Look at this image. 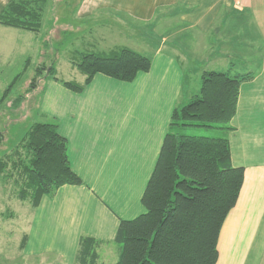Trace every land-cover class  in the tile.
<instances>
[{
	"label": "crops",
	"instance_id": "1",
	"mask_svg": "<svg viewBox=\"0 0 264 264\" xmlns=\"http://www.w3.org/2000/svg\"><path fill=\"white\" fill-rule=\"evenodd\" d=\"M9 1L0 0V14ZM48 4L51 12L48 8L42 27L52 22L59 35L74 32L103 53L129 47L152 63L132 81L97 73L80 92L47 80L40 117L58 122L68 139L71 167L83 183L65 184L41 198L20 235L21 255L44 260L39 264H76L83 236L99 241L97 251L116 243L121 220L146 210L142 195L174 108L199 92L205 71L216 70L253 75L241 84L233 129L227 133L232 162L244 167L245 179L221 229L216 264H264V0ZM11 27L0 23V30ZM254 45L258 52L248 54L244 48ZM186 63H192V71ZM0 238L7 245L14 242L13 233L0 230Z\"/></svg>",
	"mask_w": 264,
	"mask_h": 264
},
{
	"label": "trees",
	"instance_id": "2",
	"mask_svg": "<svg viewBox=\"0 0 264 264\" xmlns=\"http://www.w3.org/2000/svg\"><path fill=\"white\" fill-rule=\"evenodd\" d=\"M47 2L10 0L0 14V23L39 31ZM151 63L149 56L123 46L104 53H85L76 63L86 76L82 83L59 78L53 66L49 74L80 92L97 73L132 81L140 72L149 71ZM252 77L251 73L205 71L199 92L174 108L142 195L146 210L120 222L115 264L217 263L221 229L237 204L245 179L244 167L232 162L227 133L233 129L231 121L237 112L241 84ZM194 126L223 132L214 130L215 135H204L187 130ZM58 128L53 118L33 122L9 158H0V173L12 164L8 174L15 170L22 184L18 197L29 200L33 207L44 195L54 194L65 184L83 183L71 167L68 139ZM98 244L93 237L83 236L76 264H96Z\"/></svg>",
	"mask_w": 264,
	"mask_h": 264
},
{
	"label": "rangeland",
	"instance_id": "3",
	"mask_svg": "<svg viewBox=\"0 0 264 264\" xmlns=\"http://www.w3.org/2000/svg\"><path fill=\"white\" fill-rule=\"evenodd\" d=\"M48 8L51 12L48 4L45 16ZM7 30L10 31L0 30V158H9L29 126L35 121L44 120L40 117L39 104L41 91L47 80L52 78L49 67L53 66L61 79L82 83V72L76 63L85 53L102 50L99 45L90 46L78 39L80 36L74 32L59 35L52 22L44 21L39 31L17 27ZM241 30L244 31L243 28ZM223 36L228 35L225 33ZM214 37L218 38L216 35ZM218 46L216 43V51ZM256 48L254 45L244 49L248 54L255 55L258 52ZM187 64L188 71H192V63ZM194 64L198 67L197 63ZM20 96L21 100L17 101ZM187 130L204 135H215L214 130L223 132L222 129L203 126L187 127ZM11 168L12 164L9 163L0 173V230L9 236L13 233L14 242L7 245L4 238H0V247L4 248L0 252V264H39L44 260H28L19 249L20 235L28 230L34 207L29 200L18 197L22 184L15 170L8 174ZM98 253V264H115L119 258V246L116 243L100 246ZM7 254L11 256V261L5 260Z\"/></svg>",
	"mask_w": 264,
	"mask_h": 264
}]
</instances>
